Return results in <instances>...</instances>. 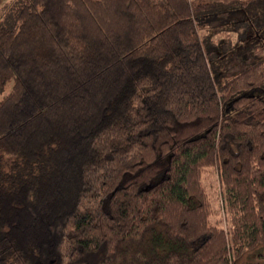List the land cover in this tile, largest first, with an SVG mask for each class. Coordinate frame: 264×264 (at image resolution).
Masks as SVG:
<instances>
[{"label": "trees", "instance_id": "16d2710c", "mask_svg": "<svg viewBox=\"0 0 264 264\" xmlns=\"http://www.w3.org/2000/svg\"><path fill=\"white\" fill-rule=\"evenodd\" d=\"M9 82L0 264H264V0H0Z\"/></svg>", "mask_w": 264, "mask_h": 264}, {"label": "rangeland", "instance_id": "374dc122", "mask_svg": "<svg viewBox=\"0 0 264 264\" xmlns=\"http://www.w3.org/2000/svg\"><path fill=\"white\" fill-rule=\"evenodd\" d=\"M6 1V0H5ZM242 14H238L237 15V19L242 18ZM259 33L258 31L255 32ZM226 34H217L216 36L219 38L221 36L225 37ZM231 39L232 41L235 43V51L234 52H227V53H223L222 56L220 57V59L217 61V70L224 74V75H229L233 72H235L236 70H238L241 65L245 64L246 62H248L251 58H252V54H251V49L247 50V51H242L240 48V44L243 43L246 39V35H242L240 36L241 40L240 42L237 41V34L235 32H231ZM239 38V37H238ZM248 39H251V34L249 35ZM222 49V48H221ZM238 50V51H236ZM241 53V54H240ZM11 87V82H9L5 88L3 90L0 91V98L6 94L9 89ZM203 179L204 182L206 184V186L208 187L209 191H211L212 193V201H213V207H212V213L215 216H220L222 214V209H221V201L220 199L217 201V195L220 198V193L217 190L218 189V180H217V175L216 172H209L208 170L205 171L204 175H203Z\"/></svg>", "mask_w": 264, "mask_h": 264}]
</instances>
